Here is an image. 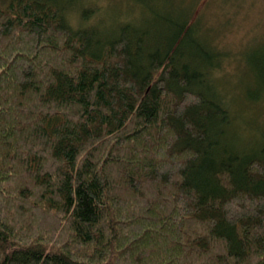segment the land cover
<instances>
[{
  "label": "trees",
  "instance_id": "16d2710c",
  "mask_svg": "<svg viewBox=\"0 0 264 264\" xmlns=\"http://www.w3.org/2000/svg\"><path fill=\"white\" fill-rule=\"evenodd\" d=\"M125 2L0 0V264H264V130L214 39L249 0Z\"/></svg>",
  "mask_w": 264,
  "mask_h": 264
},
{
  "label": "rangeland",
  "instance_id": "374dc122",
  "mask_svg": "<svg viewBox=\"0 0 264 264\" xmlns=\"http://www.w3.org/2000/svg\"><path fill=\"white\" fill-rule=\"evenodd\" d=\"M89 1H95L99 5H106L109 8L107 14L110 19L112 17H124L128 13V6L125 0ZM216 19L219 18L212 19L213 22ZM224 19L232 20L234 23L227 28L225 26L220 34L214 36V39L220 43L221 47L224 45L229 50V57L225 59L224 68L220 72L221 83L225 90L228 91L226 96L230 98V102L237 112V132L243 138L249 136L258 137V132L262 129L264 130V99L256 102L245 99V82L238 77L243 60L238 58V53L242 47L250 48L253 46L251 45L253 42L244 45L249 37L255 34V38H258L264 34V0H249L241 12L233 14L232 17H225L222 21ZM229 21L225 22V24L230 23Z\"/></svg>",
  "mask_w": 264,
  "mask_h": 264
}]
</instances>
